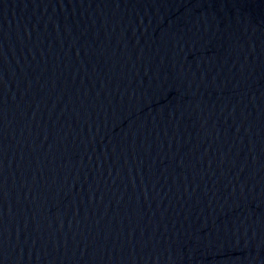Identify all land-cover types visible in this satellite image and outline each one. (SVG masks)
<instances>
[{"label":"water","instance_id":"95a60500","mask_svg":"<svg viewBox=\"0 0 264 264\" xmlns=\"http://www.w3.org/2000/svg\"><path fill=\"white\" fill-rule=\"evenodd\" d=\"M0 264H264V0H0Z\"/></svg>","mask_w":264,"mask_h":264}]
</instances>
